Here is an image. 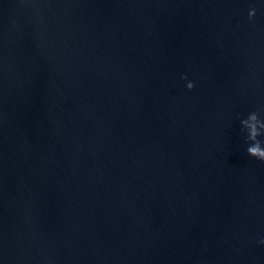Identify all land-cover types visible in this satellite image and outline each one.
<instances>
[{
  "label": "water",
  "instance_id": "water-1",
  "mask_svg": "<svg viewBox=\"0 0 264 264\" xmlns=\"http://www.w3.org/2000/svg\"><path fill=\"white\" fill-rule=\"evenodd\" d=\"M250 111L261 0H0V264H264Z\"/></svg>",
  "mask_w": 264,
  "mask_h": 264
},
{
  "label": "clouds",
  "instance_id": "clouds-1",
  "mask_svg": "<svg viewBox=\"0 0 264 264\" xmlns=\"http://www.w3.org/2000/svg\"><path fill=\"white\" fill-rule=\"evenodd\" d=\"M261 2H264V0H261ZM255 13L256 9L252 6H249L247 12L248 19L251 20ZM181 79L186 80L185 86L189 90L194 87L192 81L187 80L186 77L182 76ZM240 125L242 131L246 133V143L249 141L252 142L255 140L256 137L264 135V120L259 117L257 111H250L245 119L240 120ZM246 154L250 157H254L259 161H264V149H261L258 146H251V143H248V146L246 147ZM258 244L264 245V238L260 239L258 241Z\"/></svg>",
  "mask_w": 264,
  "mask_h": 264
}]
</instances>
